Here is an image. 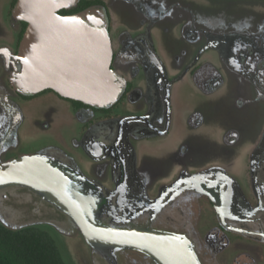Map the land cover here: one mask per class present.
Segmentation results:
<instances>
[{
  "label": "flooded vegetation",
  "instance_id": "obj_1",
  "mask_svg": "<svg viewBox=\"0 0 264 264\" xmlns=\"http://www.w3.org/2000/svg\"><path fill=\"white\" fill-rule=\"evenodd\" d=\"M16 3L0 0V162L52 160L85 179L103 225L178 234L201 264H264V31L224 53L184 0H75L58 13L93 9L109 56L106 95L77 97L34 85ZM41 223L67 237L71 264H112L34 188H0L1 226ZM112 259L159 264L132 248Z\"/></svg>",
  "mask_w": 264,
  "mask_h": 264
},
{
  "label": "water",
  "instance_id": "obj_2",
  "mask_svg": "<svg viewBox=\"0 0 264 264\" xmlns=\"http://www.w3.org/2000/svg\"><path fill=\"white\" fill-rule=\"evenodd\" d=\"M72 2L75 0H17L14 14L28 23L21 46L29 76L34 85L65 95L105 96L108 78L103 71L108 69L109 56L102 49L105 35L99 27L100 18L92 14L93 9L71 15L58 13ZM183 5L196 29L204 28L220 39L217 45L224 53H246L253 45L254 32L264 31V0H184ZM208 52L216 53L214 48ZM83 60L90 64L88 76L76 66ZM11 184L34 188L69 215L86 244L112 264H116L112 253L122 248L145 252L159 264H201L192 246L178 234L103 225L99 211L87 198L85 179L52 160L20 156L0 162V188ZM37 227L53 239L63 263L71 264L69 242L57 226L41 223Z\"/></svg>",
  "mask_w": 264,
  "mask_h": 264
},
{
  "label": "trees",
  "instance_id": "obj_3",
  "mask_svg": "<svg viewBox=\"0 0 264 264\" xmlns=\"http://www.w3.org/2000/svg\"><path fill=\"white\" fill-rule=\"evenodd\" d=\"M0 264H64L49 234L0 225Z\"/></svg>",
  "mask_w": 264,
  "mask_h": 264
}]
</instances>
